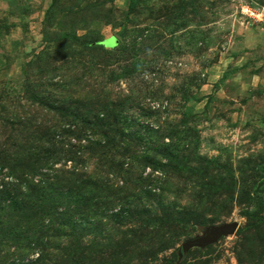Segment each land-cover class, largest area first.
Masks as SVG:
<instances>
[{"label": "rangeland", "instance_id": "374dc122", "mask_svg": "<svg viewBox=\"0 0 264 264\" xmlns=\"http://www.w3.org/2000/svg\"><path fill=\"white\" fill-rule=\"evenodd\" d=\"M0 165V264H264V0H0Z\"/></svg>", "mask_w": 264, "mask_h": 264}, {"label": "trees", "instance_id": "16d2710c", "mask_svg": "<svg viewBox=\"0 0 264 264\" xmlns=\"http://www.w3.org/2000/svg\"><path fill=\"white\" fill-rule=\"evenodd\" d=\"M100 45L102 47H104L101 43H100ZM60 82H61V85L63 88H68L73 84L74 76H72L71 74H66L62 77ZM42 100L46 101L50 107H54V108H55V103H57L56 100H54V95L51 92H46L44 94V97H42ZM80 107H83V106H80ZM155 164H158V163L155 162ZM158 166H160V164H158ZM7 171L10 173V177L13 178L15 173L12 171V169L0 165V175H6ZM39 183L40 182H38V183L27 182L22 187H20V184H12V185L11 184H5V183L1 184V187H0V210L1 211L5 210V211L9 212V211H17V210L22 209L23 206L27 205L26 203H27L28 199L26 200V198L28 197V195L30 193L32 195L34 192H38L37 196L35 197V201L33 202L34 205L38 204V206H39L45 200L50 199L51 191L49 189L44 190L45 185H40ZM8 186L10 188H8ZM29 201L32 202L33 200L29 199ZM37 210L39 213H42L44 211V209H42L40 207H37ZM60 215H62V214L60 213ZM198 226H201V225H198ZM7 232H8L7 233L8 236L9 235L11 237L14 236L12 234V231H7Z\"/></svg>", "mask_w": 264, "mask_h": 264}, {"label": "water", "instance_id": "95a60500", "mask_svg": "<svg viewBox=\"0 0 264 264\" xmlns=\"http://www.w3.org/2000/svg\"><path fill=\"white\" fill-rule=\"evenodd\" d=\"M104 47L114 48L118 45L116 38H110L101 43ZM237 223L222 224L219 226H198L197 231L201 236L195 239L185 242L177 251L178 261L177 264H181L183 259L188 254L189 250L193 248H199L204 250L206 247L216 244L221 238L234 235L237 231Z\"/></svg>", "mask_w": 264, "mask_h": 264}]
</instances>
